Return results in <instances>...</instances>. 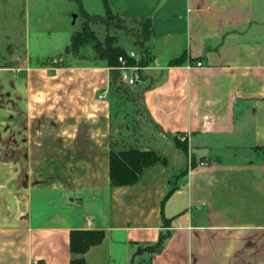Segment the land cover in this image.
I'll list each match as a JSON object with an SVG mask.
<instances>
[{
	"label": "crops",
	"instance_id": "0c3cea01",
	"mask_svg": "<svg viewBox=\"0 0 264 264\" xmlns=\"http://www.w3.org/2000/svg\"><path fill=\"white\" fill-rule=\"evenodd\" d=\"M99 1L104 12L89 9ZM107 1L153 30L152 60L131 88L157 134L127 127L116 149L153 150L166 164L112 187L109 66L71 54L63 67L32 64L66 52L77 5L0 0V264H264V0ZM82 4L106 13L102 0ZM74 230L105 239L75 255ZM163 234L160 252L137 254Z\"/></svg>",
	"mask_w": 264,
	"mask_h": 264
},
{
	"label": "trees",
	"instance_id": "16d2710c",
	"mask_svg": "<svg viewBox=\"0 0 264 264\" xmlns=\"http://www.w3.org/2000/svg\"><path fill=\"white\" fill-rule=\"evenodd\" d=\"M77 7L80 15L84 19L82 28L76 31L71 40L70 46L67 48V54H71L75 57L81 55V51L88 45H90L96 55V60L104 61L107 63L110 69H115L120 66L119 58L124 57L128 58L130 65L139 64L140 66H147L151 62V53L150 47L145 46L143 50V55L139 60L131 59L128 56L126 49L122 46H119L115 43L114 39L107 38L104 42L100 41L94 32L91 30L88 21L91 18L98 19L99 16L89 15L82 4V0H71ZM106 9L108 16H113L108 6L107 0H102ZM118 21H132L138 22L143 28L140 32L142 38V46L147 43H150L152 39V19L150 17L143 18L140 20H124L118 17H115ZM116 70V69H115ZM113 82L118 85L122 83L116 78L112 79L110 88H112ZM175 146L186 153H189V144L186 140L181 141L180 138L176 137ZM158 163L166 164L164 160L157 152L153 150H138V149H129V150H117L112 147L110 153V183L112 187H123V186H132L139 182L145 169L152 167ZM197 166V161L194 157H191V163L189 168L183 172L185 175L189 169ZM176 187L173 186L167 196L175 191ZM166 198V199H167ZM171 223L170 220L165 219V224L169 226ZM169 234H163L159 238V241L151 246H146L144 248L140 247L137 251V254L148 252V253H158L162 250L165 241L168 239ZM105 239V232L102 230H74L70 234V250L75 255H84L88 252L93 246L99 245ZM70 264H87L86 260L82 258H73Z\"/></svg>",
	"mask_w": 264,
	"mask_h": 264
},
{
	"label": "rangeland",
	"instance_id": "374dc122",
	"mask_svg": "<svg viewBox=\"0 0 264 264\" xmlns=\"http://www.w3.org/2000/svg\"><path fill=\"white\" fill-rule=\"evenodd\" d=\"M92 11L104 12V7L102 2L99 1L98 9L95 6H88ZM96 18V17H95ZM91 18L88 24L91 30L94 32L96 37L104 42L105 39L111 38L115 40V43L122 46L127 52H135L139 59L143 55V50L145 46H149V43L142 46V38L140 32L142 31V26L138 22L132 21H118L115 17L108 16L105 13L103 16H99L98 19ZM84 19L79 14V18L75 19V29L76 31L82 28ZM75 31V32H76ZM60 42L67 41L65 35L60 36ZM59 39V38H58ZM56 44L58 42L56 41ZM57 47L55 50L60 49ZM65 56L66 61H64L60 56ZM61 54L52 53V58L45 61H33L35 66H51L52 68H59L67 65V50L66 52H61ZM73 56V55H72ZM61 58V59H60ZM75 60H96V55L90 45L86 46L79 57L73 56ZM111 81L114 78L120 81V73L118 70L110 69ZM113 82L111 88V100L115 108V116L113 119V136H112V146L114 148H121L125 146L127 140L134 132L135 135H140L145 140L149 138L150 135H155L157 132L154 131L151 123L147 117V114L143 108L141 97L138 91L134 88L126 86L125 84L118 85ZM12 91V90H8ZM5 91L0 89V94ZM127 127H130L132 131L127 132ZM129 136V137H128ZM184 141V140H182Z\"/></svg>",
	"mask_w": 264,
	"mask_h": 264
},
{
	"label": "built area",
	"instance_id": "2783aa9c",
	"mask_svg": "<svg viewBox=\"0 0 264 264\" xmlns=\"http://www.w3.org/2000/svg\"><path fill=\"white\" fill-rule=\"evenodd\" d=\"M129 58L139 60L137 54L133 51L128 53ZM61 59V58H60ZM120 66L115 68L120 73V82L126 86H134L137 82L142 79V71L145 69L144 66L139 64L130 65L128 58H119ZM195 66H202L201 62H197ZM105 95H101L100 98H104ZM37 264V263H36Z\"/></svg>",
	"mask_w": 264,
	"mask_h": 264
}]
</instances>
